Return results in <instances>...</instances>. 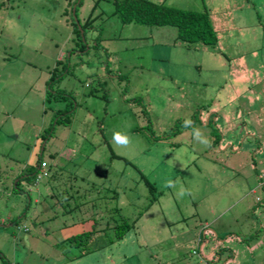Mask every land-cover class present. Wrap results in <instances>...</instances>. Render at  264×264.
Instances as JSON below:
<instances>
[{
  "label": "rangeland",
  "instance_id": "rangeland-1",
  "mask_svg": "<svg viewBox=\"0 0 264 264\" xmlns=\"http://www.w3.org/2000/svg\"><path fill=\"white\" fill-rule=\"evenodd\" d=\"M68 1L0 0V264H109V248L77 258L61 242L81 218L62 214L73 184L82 201L100 206L117 189L124 212L143 210L141 246L131 235L112 264H264V0H151L205 7L214 47L185 46L172 27L122 24L113 0H82V46ZM67 67L53 88L78 106L46 144L47 82ZM39 149L50 176L22 182L24 194L3 191ZM148 184L160 195L144 211Z\"/></svg>",
  "mask_w": 264,
  "mask_h": 264
},
{
  "label": "trees",
  "instance_id": "trees-1",
  "mask_svg": "<svg viewBox=\"0 0 264 264\" xmlns=\"http://www.w3.org/2000/svg\"><path fill=\"white\" fill-rule=\"evenodd\" d=\"M76 2L77 0H69L66 10L68 11L71 24L74 27L76 37L83 46L85 43L82 42L81 38L85 39L84 31L88 27L81 25L77 16L78 8L81 5L82 0H80L76 5L74 15L72 14V8L76 4ZM113 14L122 24L137 23L153 27H172L176 30L175 39L185 46H196L197 44H199L201 46L214 47L217 43L216 31L213 24L211 23L209 12L207 11V9H205V7L200 11L171 7L165 5L162 2L156 3L151 0H113ZM68 62L69 59L65 58V64ZM66 73H69L68 67L64 68L57 74H53L47 82L45 102L51 103L54 106L53 108H51L52 113L50 117V123L47 126L46 131L44 132L45 134L41 135L42 138L46 140V144L53 136L57 126L69 125L71 121L70 119L72 118L74 112H76V108L78 106L76 104L75 108H73V101L75 100L73 99L72 95L67 94L66 91L61 90L59 87L57 89L53 88V85L55 83H60V81L64 78V74ZM60 103H63V108L57 107V105ZM43 149L38 150L34 164L30 165L27 172L22 173V177H20V175H16V177H14V179H17V181L14 182L13 179V182L11 181L7 183V185H5L6 183L4 181H1L2 186H4L2 188L3 191L4 189H9L14 193L15 191L23 193V190H21L19 187L22 182L25 181L27 183H31L32 181H34L35 183H37L41 178L40 175L46 176L47 178L50 176V173L48 172L49 170H47L49 168L48 164L45 162V160L42 159ZM42 164H44L45 170H41ZM0 180H2L1 177ZM147 183L148 181H146L145 184ZM44 185H46L50 189L55 187L54 185L49 184L48 181ZM93 185V189H96V184L93 183ZM148 186L149 187L147 188L149 191L150 199L149 204L144 208V211H146L149 206L154 204L157 200L156 197L160 195L157 192L156 195H154L155 188H153L151 184H148ZM68 189H70L69 192L67 191ZM68 189L64 190V195H62V197L72 203V208H69L68 211H63L62 214L74 212L76 215L75 218L77 216H80L81 218L79 222L77 220L75 221V232L74 230H72V233H70V235L67 238H64L61 242L64 241L71 248L73 247L78 249V254L75 257L84 258L87 256V254L95 250L103 251L102 253H100L105 254V250H107V248L113 251V249H117V247H122L121 244H123L124 242L126 244H131L133 238H135V241L132 242L135 243L132 245H134V247L136 248L141 246L139 244V239L141 240L142 236L137 222L140 216L143 214V210L136 211L135 209H133V211L124 212V207L128 205L124 201H120L121 198L119 193L117 192V189H108V191L111 192V196H101V202H103L100 206L98 205V203L96 204L95 202H91L93 199H91V201H82L86 198V195L83 192L81 193L79 191L80 188H78L77 185L73 184ZM50 194H52L50 195V197L54 196V193ZM25 195L27 196L28 200L23 211L28 209L31 204L29 194L25 193ZM109 200L112 204L110 207ZM104 201H106L107 204ZM38 203L39 202H37V204ZM55 203H57V200L55 201ZM85 203L88 204V207L84 206ZM52 207L54 208L55 206L49 205L47 208L42 209L46 211L47 209ZM87 212L90 214L87 216H83V213L87 214ZM51 218L56 217L53 215ZM8 220H10L8 221L9 223L13 224L15 218ZM87 221L91 222L89 228L85 229L81 227L82 223L84 224ZM4 223L5 222H3V224ZM131 235L133 237H131V241H129L128 237H130ZM97 241L98 243H96ZM101 242L104 243L101 244ZM95 246H97L98 249L91 251L90 249L94 248ZM111 251L108 253L109 257H107L109 264H112L110 260V255L112 254ZM218 253L220 252H215L212 254L213 257L210 259L211 262L216 261V255ZM1 257L3 258V255H1ZM121 258L122 256L119 258V263L122 262L120 260ZM3 261L4 264H9L8 261L5 262V258H3Z\"/></svg>",
  "mask_w": 264,
  "mask_h": 264
},
{
  "label": "clouds",
  "instance_id": "clouds-1",
  "mask_svg": "<svg viewBox=\"0 0 264 264\" xmlns=\"http://www.w3.org/2000/svg\"><path fill=\"white\" fill-rule=\"evenodd\" d=\"M185 123H186V124H189L190 121H186ZM198 135H199V134L197 133V136H198ZM112 139H113V142H114L116 145H119V146H124V147H126V146H128L129 143H130V140H129L128 136L123 135V134H121V133H119V132L114 133ZM203 142L206 143V141H203ZM41 167H42V166H41ZM46 168H47V167H46ZM41 170H45V169H44V166L41 168ZM169 186H171V182H169ZM183 194H184V192L181 191L178 195H181V196H182ZM215 252H217V251H215Z\"/></svg>",
  "mask_w": 264,
  "mask_h": 264
},
{
  "label": "water",
  "instance_id": "water-1",
  "mask_svg": "<svg viewBox=\"0 0 264 264\" xmlns=\"http://www.w3.org/2000/svg\"><path fill=\"white\" fill-rule=\"evenodd\" d=\"M79 1L80 0H77V2H76V4L73 6V8H72V14L74 15V13H75V7H76V5L79 3Z\"/></svg>",
  "mask_w": 264,
  "mask_h": 264
},
{
  "label": "crops",
  "instance_id": "crops-1",
  "mask_svg": "<svg viewBox=\"0 0 264 264\" xmlns=\"http://www.w3.org/2000/svg\"><path fill=\"white\" fill-rule=\"evenodd\" d=\"M0 223H2V224H3V220H0ZM231 253H232V250H231Z\"/></svg>",
  "mask_w": 264,
  "mask_h": 264
},
{
  "label": "built area",
  "instance_id": "built-area-1",
  "mask_svg": "<svg viewBox=\"0 0 264 264\" xmlns=\"http://www.w3.org/2000/svg\"><path fill=\"white\" fill-rule=\"evenodd\" d=\"M42 167L44 166V164L41 165Z\"/></svg>",
  "mask_w": 264,
  "mask_h": 264
}]
</instances>
